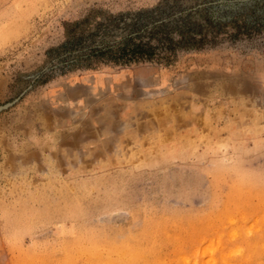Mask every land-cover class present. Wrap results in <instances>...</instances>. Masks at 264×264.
<instances>
[{
  "label": "rangeland",
  "instance_id": "374dc122",
  "mask_svg": "<svg viewBox=\"0 0 264 264\" xmlns=\"http://www.w3.org/2000/svg\"><path fill=\"white\" fill-rule=\"evenodd\" d=\"M136 263L264 264V0H0V264Z\"/></svg>",
  "mask_w": 264,
  "mask_h": 264
},
{
  "label": "bare ground",
  "instance_id": "6f19581e",
  "mask_svg": "<svg viewBox=\"0 0 264 264\" xmlns=\"http://www.w3.org/2000/svg\"><path fill=\"white\" fill-rule=\"evenodd\" d=\"M149 238V237H148ZM138 256V255H137ZM135 260V259H134ZM138 260V259H137ZM139 262H140V260H139ZM136 264H138V263H136Z\"/></svg>",
  "mask_w": 264,
  "mask_h": 264
}]
</instances>
